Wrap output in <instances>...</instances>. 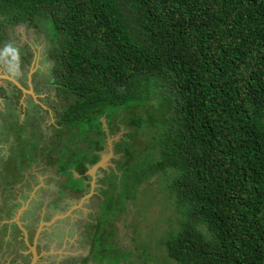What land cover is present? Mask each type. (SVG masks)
Instances as JSON below:
<instances>
[{"label":"trees","instance_id":"16d2710c","mask_svg":"<svg viewBox=\"0 0 264 264\" xmlns=\"http://www.w3.org/2000/svg\"><path fill=\"white\" fill-rule=\"evenodd\" d=\"M20 25L51 32L47 85L61 112L49 139L41 118L26 138V125L4 124L16 155L43 159L61 189L84 195L113 129H130L114 146L88 258L103 263L96 235L115 236L120 195L134 200L132 184L137 194L158 178L177 222L163 264H264V0H0L4 49Z\"/></svg>","mask_w":264,"mask_h":264},{"label":"rangeland","instance_id":"374dc122","mask_svg":"<svg viewBox=\"0 0 264 264\" xmlns=\"http://www.w3.org/2000/svg\"><path fill=\"white\" fill-rule=\"evenodd\" d=\"M7 33V38L4 40L9 46L4 49L0 45V76L6 77L10 76L9 73L17 72L19 78L26 85L29 84V87L23 86L28 92H23V95L15 93V96L8 84L1 80L4 78L0 77V171L10 170L8 174L0 177L4 180L10 178L17 166L26 168L27 171L23 173L24 178L15 181L14 185L6 189H3V186L0 187V264H29L31 249L28 248L27 242L32 245L41 224L50 222L59 215L63 217L49 226H42L37 241L35 240L38 243V253H43L40 264H163L168 262L169 257L163 240L168 236L171 228L177 229L175 226L177 222L175 219L173 224L168 222V218L173 213L167 206L165 194H159L158 178L143 184L138 195L135 194L136 189L132 184V196L136 197L134 200L120 195L125 203H122L123 212L118 214V219L114 223L115 239L111 237L106 241V234H104L98 240L96 235L95 255L99 253L97 257L102 259L103 263L96 262L93 257L88 258L91 252V237L96 230L94 225L98 223L97 218L99 219L102 211L100 205L105 199L103 192L108 188L111 179H115L109 175L117 170V161L121 156L120 153L115 152L114 146L120 140L127 138L130 129L119 124L113 129V134L109 135L106 148L101 152L102 162L93 171L95 178L93 194L86 198L80 207L78 203L86 194L72 195L67 189H61L64 176H59L53 167H47L41 158L33 161L27 158L29 160L27 161L25 157L16 155L17 144L12 142L16 133L2 131L6 123L8 125L12 123L14 127H17L16 124L26 125L18 131L24 134L21 135L23 138H26V134L36 129L31 127L32 123L41 118L43 131L49 139L51 126L56 125L58 112H61L60 108H53L56 99L55 89L47 85L52 68V62L48 58L51 32L44 26L36 29L20 25L14 29L8 28ZM13 49L17 53L14 59H11L10 57L14 56L12 53L15 52ZM21 55H25L27 59H22ZM30 88L32 93H29ZM33 101L47 111L45 115L42 112L44 117L40 116L39 107L31 104ZM28 116L33 118L28 120ZM31 120L33 121L30 122ZM145 138L150 137L146 135ZM15 157L18 164L12 165L10 159ZM119 175L118 173L116 182L120 185L122 176L119 178ZM91 181L92 178L87 182L91 184ZM68 211L70 212L67 214ZM22 227L28 231L30 238L26 239L25 233L21 230ZM30 231H32L31 236ZM128 252L133 254L132 258L127 256Z\"/></svg>","mask_w":264,"mask_h":264},{"label":"water","instance_id":"95a60500","mask_svg":"<svg viewBox=\"0 0 264 264\" xmlns=\"http://www.w3.org/2000/svg\"><path fill=\"white\" fill-rule=\"evenodd\" d=\"M0 77H2V78H4V79H9L11 82H13L18 88H20L23 92H28V90H26V89H24L23 88V86H21L16 80H14L12 77H10V76H6V77H4V76H0ZM29 93H32V90L30 89L29 90ZM104 126H106V124H105V121H104ZM101 162H102V159L95 165V166H93L88 172V174L91 176V178H92V181H91V190H90V192L89 193H87L82 199H81V201L78 203V205L81 207V205H82V202L86 199V198H88V197H90L92 194H93V189H94V174H93V171L94 170H96V168H98L99 166H100V164H101ZM77 205V206H78ZM70 211H71V209H70ZM70 211H68L67 212V214L70 212ZM63 216H55L53 219H51V221L50 222H47V223H45V222H43L42 224H41V226H40V228H39V231H40V229L42 228V226H49V225H51V224H53L54 223V221H56L57 219H61ZM21 230H23V232L25 233V237H26V239H28V233H27V231L22 227V229ZM39 231L37 232V234H36V241H37V237H38V233H39ZM36 241H34L33 242V244L31 245L30 243H28L27 242V246L29 247V249H31V254H32V260H31V262L29 263V264H36L37 263V261H38V259L40 258V254H38V252H37V242Z\"/></svg>","mask_w":264,"mask_h":264},{"label":"flooded vegetation","instance_id":"af4514ba","mask_svg":"<svg viewBox=\"0 0 264 264\" xmlns=\"http://www.w3.org/2000/svg\"><path fill=\"white\" fill-rule=\"evenodd\" d=\"M15 71H16V70H15ZM2 73H3V72H2ZM9 74H10V77H12L14 80H16L21 86L29 87V84L26 85V84L24 83V81H22V80L19 78V75H18L17 72H16L15 74H13V73H9ZM1 80H2L3 82H5L6 84H8L10 90H12V91L14 92V95H16L15 93H17L18 91H20V94L23 95V91H22L20 88H18L13 82H11L9 79H1ZM1 89H3V88H1ZM30 89H31V88H30ZM0 98H1V96H0ZM17 101H18V99H17ZM33 102H34V101H33ZM17 103H18V102H17ZM34 103H35V102H34ZM30 233L32 234L31 231H30ZM38 248H39V247H38ZM37 251H38V249H37ZM39 254H40V253H39ZM42 258H43V256H42ZM31 260H32V254H31L30 261H29L28 263H30ZM41 261H42L41 258H39L36 264H40V263H42Z\"/></svg>","mask_w":264,"mask_h":264},{"label":"crops","instance_id":"0c3cea01","mask_svg":"<svg viewBox=\"0 0 264 264\" xmlns=\"http://www.w3.org/2000/svg\"><path fill=\"white\" fill-rule=\"evenodd\" d=\"M32 232V231H31ZM27 233H28V231H27ZM34 233V232H33ZM28 237H29V233H28ZM35 239H36V237H34V240H33V242L35 241ZM37 245H38V243H37ZM41 255L43 256V253H41Z\"/></svg>","mask_w":264,"mask_h":264},{"label":"clouds","instance_id":"9594fccd","mask_svg":"<svg viewBox=\"0 0 264 264\" xmlns=\"http://www.w3.org/2000/svg\"><path fill=\"white\" fill-rule=\"evenodd\" d=\"M29 248V247H28ZM38 252V251H37ZM39 254V253H38ZM42 257L41 253H40V258Z\"/></svg>","mask_w":264,"mask_h":264}]
</instances>
